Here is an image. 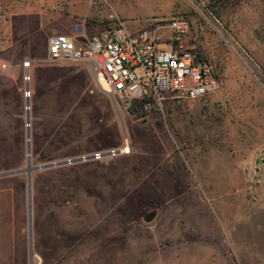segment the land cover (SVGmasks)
I'll list each match as a JSON object with an SVG mask.
<instances>
[{
	"label": "rangeland",
	"instance_id": "rangeland-1",
	"mask_svg": "<svg viewBox=\"0 0 264 264\" xmlns=\"http://www.w3.org/2000/svg\"><path fill=\"white\" fill-rule=\"evenodd\" d=\"M167 7L163 18H185L184 43L215 67L218 84L201 97H168L159 112L124 106L84 64L48 62L45 44L58 30L38 31L31 52L13 64L0 61L9 72L0 76V172L29 167L27 131L30 166L84 156L0 175V264H30L29 221L33 264H236L178 204L158 199L156 218H144L157 208L153 190L133 185L140 170L167 157L191 175V156L206 169L241 152L249 178L256 172V158H264V0H170ZM151 10L130 11L143 19ZM95 151L104 154L90 156ZM98 183L104 188L94 189Z\"/></svg>",
	"mask_w": 264,
	"mask_h": 264
},
{
	"label": "crops",
	"instance_id": "crops-1",
	"mask_svg": "<svg viewBox=\"0 0 264 264\" xmlns=\"http://www.w3.org/2000/svg\"><path fill=\"white\" fill-rule=\"evenodd\" d=\"M161 1L0 0L5 14L0 20V61L11 65L16 62L17 54H29L32 38L38 31L58 30L85 40L100 31L109 15L124 19L129 29H138L145 24L146 18L164 19L170 14V7H167L170 0L166 6H162ZM137 5L152 8L151 13L143 19L136 17L130 10ZM166 32V37L169 36L168 30H161L160 36L164 38ZM162 45L169 47L170 43ZM45 47L48 48L47 43ZM8 73L6 69L0 70V76L7 77ZM19 85H22L21 80ZM261 157L256 158L260 162L255 166L260 181L253 190L254 194L249 189L250 168H246L250 159L241 152L229 153L225 161L206 169L196 164L195 157L191 156V175L184 166H171L167 157L165 161L140 170L133 187L153 190L149 197L154 199L157 208L146 212L152 214L147 220L156 218L158 199H162L163 206L178 204V211L184 207L185 212L192 215L193 228L210 229L211 237H219L220 240L213 238L212 242L218 246L215 249L218 254L227 251L236 264H264V158ZM103 185L94 184L93 188L101 190ZM205 189L209 190L208 193L202 192ZM116 203H122L121 193ZM206 214L210 216L209 224L203 223Z\"/></svg>",
	"mask_w": 264,
	"mask_h": 264
},
{
	"label": "built area",
	"instance_id": "built-area-1",
	"mask_svg": "<svg viewBox=\"0 0 264 264\" xmlns=\"http://www.w3.org/2000/svg\"><path fill=\"white\" fill-rule=\"evenodd\" d=\"M5 16L0 7V20ZM168 30L169 38L160 36ZM183 17H150L132 30L125 20L109 15L100 31L85 40L65 32L48 37V62L80 63L93 74L95 84L141 114L161 111L168 98L201 97L217 87L215 67L183 43ZM169 42V47L162 43ZM25 82L30 79V60H23ZM30 95L28 85L24 96ZM110 152L115 153V149ZM104 154L95 151L90 156ZM250 193L260 181L258 172L250 176Z\"/></svg>",
	"mask_w": 264,
	"mask_h": 264
},
{
	"label": "water",
	"instance_id": "water-1",
	"mask_svg": "<svg viewBox=\"0 0 264 264\" xmlns=\"http://www.w3.org/2000/svg\"><path fill=\"white\" fill-rule=\"evenodd\" d=\"M26 137H27V164L29 165V167L27 169H12V170H6V171H2L0 172V175H6V174H12V173H16V172H19V171H24L26 170L27 173L30 171V169L32 168H44V167H49V166H53V165H57V164H62V163H65V162H68V161H77V160H81L82 158H84V156H78V157H75V158H70V159H66V160H58V161H55V162H47V163H41V164H37L35 166H30V153H29V133L27 131V134H26ZM90 157V156H88ZM28 202H29V209H30V198H29V194H28ZM151 213L145 215V218L146 219H150L151 217ZM32 247H31V236H30V221H29V259H30V264H33V261H32Z\"/></svg>",
	"mask_w": 264,
	"mask_h": 264
},
{
	"label": "bare ground",
	"instance_id": "bare-ground-1",
	"mask_svg": "<svg viewBox=\"0 0 264 264\" xmlns=\"http://www.w3.org/2000/svg\"><path fill=\"white\" fill-rule=\"evenodd\" d=\"M129 151V149L128 150H124V152H128Z\"/></svg>",
	"mask_w": 264,
	"mask_h": 264
},
{
	"label": "trees",
	"instance_id": "trees-1",
	"mask_svg": "<svg viewBox=\"0 0 264 264\" xmlns=\"http://www.w3.org/2000/svg\"><path fill=\"white\" fill-rule=\"evenodd\" d=\"M197 55H199V56H200V54H199V53H197Z\"/></svg>",
	"mask_w": 264,
	"mask_h": 264
}]
</instances>
